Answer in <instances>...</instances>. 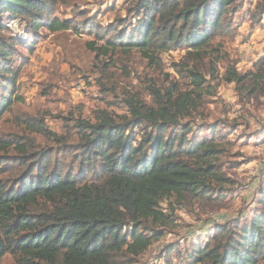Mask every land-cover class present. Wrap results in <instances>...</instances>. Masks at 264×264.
<instances>
[{"label":"trees","instance_id":"trees-1","mask_svg":"<svg viewBox=\"0 0 264 264\" xmlns=\"http://www.w3.org/2000/svg\"><path fill=\"white\" fill-rule=\"evenodd\" d=\"M65 1L0 0V19H19L32 35L84 33L94 38L88 47L95 59L108 58V64H114L115 55L127 58L136 52L154 68L162 65L161 52L185 49L188 64L175 65L185 85L152 84L147 89L151 105L130 97L123 116L103 110L94 123L76 120L78 141L69 164L51 167V154H32L33 165L14 184L0 180V262L11 253L16 264H132L176 226V209L169 200L178 206L186 196L214 202L232 184L218 170V146L210 140L191 144L187 136L193 115L204 97L212 95L211 83L218 82L214 65L219 50L213 42L229 34L228 17L239 0H134L128 15L137 24L130 25L129 33L124 20L106 29L94 19H83L79 26L59 20L53 16L54 7ZM7 34L0 20V119L19 100L15 89L21 67L12 64L19 43ZM205 59L211 64L208 79L200 72ZM220 80L249 82V92L256 93L264 87V60L246 74L228 67ZM177 127V134L169 132ZM35 133L47 134L43 123ZM16 144L25 160L26 144ZM0 145L8 149L14 144ZM38 200L51 209L31 214ZM259 204L260 212L249 221L215 226L206 245L193 246L188 264H261L264 202Z\"/></svg>","mask_w":264,"mask_h":264},{"label":"rangeland","instance_id":"rangeland-1","mask_svg":"<svg viewBox=\"0 0 264 264\" xmlns=\"http://www.w3.org/2000/svg\"><path fill=\"white\" fill-rule=\"evenodd\" d=\"M133 1L66 0L55 5L53 16L71 20L77 26L83 19H94L105 29L124 20L129 33L130 25L137 24V19L128 15ZM263 7L264 0H239L228 17L229 34L213 42L219 50L214 65L218 82L211 83L212 95L204 97L203 105L193 115L187 136L191 144L210 140L218 146V170L232 184L214 202L191 201L186 196L178 206L174 199L169 200L176 209L172 216L176 226L132 264H188L193 246L206 245L215 226L226 223L233 227L260 212L259 203L264 202V87L250 93L249 82L235 85L220 79L228 67L246 74L256 71L257 64L264 60ZM0 20L6 25L7 36L19 43L12 64L13 68L21 67L15 89L19 100L0 119V142L14 144L8 149L0 145V180L7 185L14 184L33 165L32 154H51V167L69 164L78 141L76 120L94 123L97 112L103 110L114 117L123 116L125 100L130 97L151 105L147 89L152 84L160 88L172 81L185 85L175 71L179 62L188 64L185 49L161 52L162 65L154 68L136 52L127 58L115 55L114 64H108V58L95 59L88 47L94 38L84 33L39 31L32 35L19 19L8 18L11 25L6 23V17ZM98 61L109 68L104 69ZM210 66L209 59L200 66L206 79ZM42 123L51 134L49 138L35 133L36 126ZM180 130L177 127L169 132L177 134ZM135 134L138 137V130ZM53 136L62 141L55 142ZM16 143L26 144L25 160ZM162 207L170 211L166 203ZM50 209L49 204L38 200L30 213L38 215ZM0 264H16V258L8 253Z\"/></svg>","mask_w":264,"mask_h":264},{"label":"built area","instance_id":"built-area-1","mask_svg":"<svg viewBox=\"0 0 264 264\" xmlns=\"http://www.w3.org/2000/svg\"><path fill=\"white\" fill-rule=\"evenodd\" d=\"M5 21H6V23H8L9 25H11V24L13 23V22H12V23H10L11 21L9 22V20H8V18H7V17H6V20H5ZM7 21H8V22H7Z\"/></svg>","mask_w":264,"mask_h":264}]
</instances>
